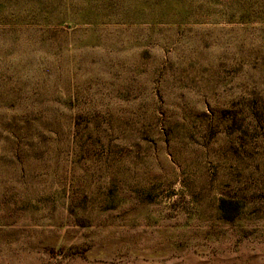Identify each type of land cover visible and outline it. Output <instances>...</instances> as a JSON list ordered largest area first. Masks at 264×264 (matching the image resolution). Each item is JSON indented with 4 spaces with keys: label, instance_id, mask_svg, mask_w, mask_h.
<instances>
[{
    "label": "rangeland",
    "instance_id": "obj_1",
    "mask_svg": "<svg viewBox=\"0 0 264 264\" xmlns=\"http://www.w3.org/2000/svg\"><path fill=\"white\" fill-rule=\"evenodd\" d=\"M0 4V264H264V0Z\"/></svg>",
    "mask_w": 264,
    "mask_h": 264
},
{
    "label": "trees",
    "instance_id": "obj_2",
    "mask_svg": "<svg viewBox=\"0 0 264 264\" xmlns=\"http://www.w3.org/2000/svg\"><path fill=\"white\" fill-rule=\"evenodd\" d=\"M93 2V0H89V3H92ZM1 4H0V8H1ZM179 14H180V16L182 17V18H186V16L188 15V12L186 11H180L179 12ZM71 250H73V249H71Z\"/></svg>",
    "mask_w": 264,
    "mask_h": 264
}]
</instances>
